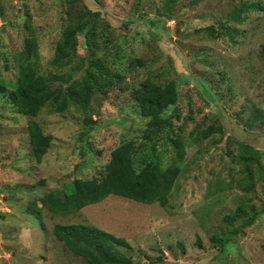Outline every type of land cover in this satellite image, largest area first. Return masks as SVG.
<instances>
[{
    "label": "rangeland",
    "instance_id": "1",
    "mask_svg": "<svg viewBox=\"0 0 264 264\" xmlns=\"http://www.w3.org/2000/svg\"><path fill=\"white\" fill-rule=\"evenodd\" d=\"M95 1L99 5L93 0H0V69L9 89L33 34L38 50L29 58L50 78L51 89L84 76L81 60L91 56L85 32L78 34L69 60H55L67 27L82 21L83 3L102 13L89 26L106 25L104 63L111 73L125 75L124 83L105 84L87 111L73 105L59 112L47 104L29 117L0 95V264H88L57 239L53 229L59 223L95 225L126 238L131 249H119L138 264H264V214L224 243L232 227L225 215L235 214L243 202L264 208V179L251 192L239 185L240 148L232 140L248 139L264 150V0ZM256 2L260 11L242 12L240 20L230 17L243 3ZM212 26L215 31L208 29ZM137 58L143 64L129 66ZM146 78L159 84L173 80L180 95L166 111L173 123L152 135V142L144 139L152 129L143 124L132 99L133 88ZM88 117L95 123L87 124ZM30 119L53 136L41 162L33 155ZM217 121L225 135L200 139L202 130ZM171 137L184 141L186 157L167 207L116 194L67 214L44 205L51 190L65 198L76 178L100 177L112 150L128 141L138 144V159L155 145L166 166L174 151ZM33 202L41 207L42 219L34 214Z\"/></svg>",
    "mask_w": 264,
    "mask_h": 264
},
{
    "label": "trees",
    "instance_id": "2",
    "mask_svg": "<svg viewBox=\"0 0 264 264\" xmlns=\"http://www.w3.org/2000/svg\"><path fill=\"white\" fill-rule=\"evenodd\" d=\"M78 1L82 0H74L76 3ZM83 5L85 13L81 14L82 21L67 27L56 46L55 55L56 62L69 60L78 46V34L85 32L87 39L85 47L90 48L91 56L88 61L85 58L81 60L82 66L86 67V73L81 79H75L66 87L51 89L50 78L40 74L29 58L38 50V39L34 34L26 39L25 60L19 64V76L13 89L8 88L9 83L4 80L0 69V95L7 96L10 103L22 114L36 117L47 104H54L59 112H64L73 105H79L87 111L92 99L105 84L125 82L124 73L119 71L111 73L110 67L103 61V56L109 48L105 45L109 42L108 31H103L106 25L99 30L97 25L89 26L91 19L97 21L102 14L101 11H92L86 4ZM165 9V12L169 13L171 5H167ZM261 9V4L258 2L251 5L243 3L239 9L232 12L230 17L240 20L239 16L242 12ZM107 28H110L109 24ZM208 29L216 30L213 26ZM98 50L102 51L103 55H97ZM120 52L118 49L116 54L119 56ZM260 53L264 60V45ZM142 64L143 60L137 58L131 60L129 66ZM179 96L177 84L173 80L159 84L146 78L133 88L132 99L138 106V115L143 124L152 129L151 133H145V140L154 141L152 135L157 137L160 131L173 123V114L166 115V111L171 106H176ZM258 114L259 112L255 113L251 126ZM85 122L95 123L90 117L86 118ZM29 129L33 155L41 162L51 148L53 136L45 133L39 122L34 119H30ZM215 133L225 135L221 121L204 128L200 139H207ZM250 135L254 136V133ZM232 140L240 148V153L236 157L238 163L242 164L243 170L239 185L244 191H254L256 182L264 179L262 163L264 150L253 146L248 139L239 141L232 137ZM170 143L174 146V151L166 166L162 164L160 154L154 152L155 145L151 147V152L142 154V159H138L140 151L136 141L122 143L112 150L110 160L100 177L76 178L66 189L65 198L55 190H51L42 201L50 211L58 214L80 211L87 205L103 201L111 194L141 203L158 202L162 207H167L186 157V145L183 140L171 137ZM33 208L34 214H38L42 219L39 213L41 207H38L37 202H33ZM262 214L264 208L257 210L255 204L243 202L237 207L235 214L225 215V220L232 227L227 230L224 243L251 226ZM42 224L44 225L43 222ZM53 231L57 239L64 242L75 255L82 257L88 264H138L119 249L121 246L131 249V243L126 238L95 225L59 223L54 226ZM216 237L217 235H214L213 239L216 240Z\"/></svg>",
    "mask_w": 264,
    "mask_h": 264
},
{
    "label": "water",
    "instance_id": "3",
    "mask_svg": "<svg viewBox=\"0 0 264 264\" xmlns=\"http://www.w3.org/2000/svg\"><path fill=\"white\" fill-rule=\"evenodd\" d=\"M95 3H96V5H99V3L97 2V1H95V0H93ZM106 9L104 10V13H106Z\"/></svg>",
    "mask_w": 264,
    "mask_h": 264
}]
</instances>
